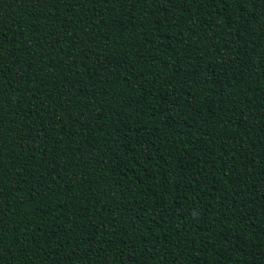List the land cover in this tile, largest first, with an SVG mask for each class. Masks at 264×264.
Listing matches in <instances>:
<instances>
[{
    "label": "trees",
    "instance_id": "16d2710c",
    "mask_svg": "<svg viewBox=\"0 0 264 264\" xmlns=\"http://www.w3.org/2000/svg\"><path fill=\"white\" fill-rule=\"evenodd\" d=\"M0 264H264V0H0Z\"/></svg>",
    "mask_w": 264,
    "mask_h": 264
}]
</instances>
